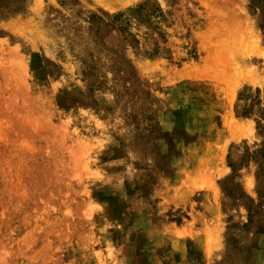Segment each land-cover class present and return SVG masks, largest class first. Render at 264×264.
I'll use <instances>...</instances> for the list:
<instances>
[{"label":"rangeland","instance_id":"obj_1","mask_svg":"<svg viewBox=\"0 0 264 264\" xmlns=\"http://www.w3.org/2000/svg\"><path fill=\"white\" fill-rule=\"evenodd\" d=\"M0 264H264V0H0Z\"/></svg>","mask_w":264,"mask_h":264}]
</instances>
